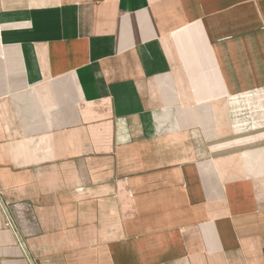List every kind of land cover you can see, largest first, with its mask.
Instances as JSON below:
<instances>
[{
  "label": "crops",
  "instance_id": "obj_1",
  "mask_svg": "<svg viewBox=\"0 0 264 264\" xmlns=\"http://www.w3.org/2000/svg\"><path fill=\"white\" fill-rule=\"evenodd\" d=\"M0 264H264V0H0Z\"/></svg>",
  "mask_w": 264,
  "mask_h": 264
}]
</instances>
